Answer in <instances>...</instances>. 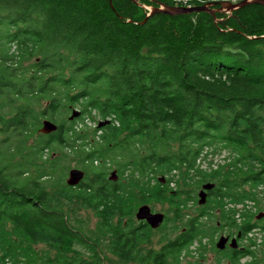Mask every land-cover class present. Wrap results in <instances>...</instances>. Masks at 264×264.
I'll return each instance as SVG.
<instances>
[{"label":"trees","instance_id":"trees-1","mask_svg":"<svg viewBox=\"0 0 264 264\" xmlns=\"http://www.w3.org/2000/svg\"><path fill=\"white\" fill-rule=\"evenodd\" d=\"M211 1L224 0H0V264H106L110 255L182 264L192 244L223 230L238 244L217 249L230 264L250 255L258 264L251 231L264 207L238 221L236 206L264 192V6L142 23L145 5ZM90 108L109 123L79 127ZM43 119L57 129L40 133ZM222 149L234 154L231 170L198 168ZM73 168L85 173L76 186L66 181ZM173 171L214 186L154 248L155 228L135 214L164 201L183 210L187 189L170 188ZM81 209L94 228L76 224Z\"/></svg>","mask_w":264,"mask_h":264},{"label":"rangeland","instance_id":"rangeland-1","mask_svg":"<svg viewBox=\"0 0 264 264\" xmlns=\"http://www.w3.org/2000/svg\"><path fill=\"white\" fill-rule=\"evenodd\" d=\"M186 6V5H185ZM145 8L148 10L152 8V5H145ZM100 113V112H99ZM87 114V113H86ZM91 119H93V115L91 113H88ZM44 120V119H43ZM43 120L41 122V125L39 127H42ZM234 154L230 150L222 149L218 151H210L208 153H204L198 161V168L202 171L210 172L215 169H227L231 170L233 167L230 165L234 162ZM75 162L72 163V166L75 167ZM197 171L193 172L190 179H186L187 183L177 172L173 171L170 173L171 182H170V188L175 190L177 188L180 189H187V193L183 195L182 202L184 203L183 210L179 211V214L176 213L174 207L169 201L164 202H155L150 205L152 210L154 212H161L166 216V227L164 229L156 228L155 232L153 233L152 243L150 246L154 248H159L161 244L164 243V241L168 238H174L177 235V232L183 228L186 221L193 215H196L199 211V207L202 206L200 204V198H199V191L202 188L199 178V175L196 174ZM69 176V174H68ZM67 176V178H68ZM164 177V175H157V177ZM168 175H165L164 179ZM165 184V180H162ZM156 182L155 180L153 181ZM188 183H192L191 185L187 186ZM189 187H191V190H189ZM247 189H249V185L245 186ZM262 189V187H260ZM263 196V197H262ZM264 192L256 193L255 197L252 199H247L242 204H238L236 208H239L238 213L236 214V217L238 221H241L243 219V215L246 217H251L252 221H255L258 218V211L259 208L264 207ZM235 204L232 202H229L227 204V207L230 208L234 206ZM212 210V209H211ZM213 211V210H212ZM76 224L79 226H82L84 229H92L95 227L97 218L94 215V213L88 209H81L79 212L76 213ZM255 217V218H254ZM204 221H208L210 223V220L206 217H204ZM262 226H264L263 223L261 225H258L256 230H252L251 232H254L253 236L257 240V246H255V251L257 254V260H259L258 264H264V230L262 229ZM228 231V230H227ZM250 232V234H251ZM208 234V231H207ZM227 235V232L218 231L213 233H210L209 236H204L199 240L198 242L194 243L190 247L191 253L188 255H184L182 257V264H230L228 258L217 251L219 249L217 247V242L220 239V236ZM202 247V248H201ZM39 250H45L47 248L44 244H39L38 246ZM76 248L81 249L83 252L87 254V250L77 246ZM252 259V256H246L244 257L241 262L242 263H250ZM261 261V262H260ZM106 264H126L123 262H119L117 258L110 255V260L105 261ZM128 264V263H127ZM257 264V263H255Z\"/></svg>","mask_w":264,"mask_h":264},{"label":"water","instance_id":"water-1","mask_svg":"<svg viewBox=\"0 0 264 264\" xmlns=\"http://www.w3.org/2000/svg\"><path fill=\"white\" fill-rule=\"evenodd\" d=\"M137 1V0H132ZM261 4L264 6V0H240V1H211L208 3H204L202 5H195V6H170L166 4H159V6H153L149 9L146 19L142 22L144 23L149 16H152L156 13H163L168 15H177V14H188L192 12H207L213 15L216 19V13L218 12H228L232 13L236 9H240L248 4ZM217 20V19H216ZM80 114V111L74 110L71 118H74ZM106 123H109L108 120L102 121L99 123V127L104 126ZM57 129V125L52 122L50 119H44L43 125L40 128L39 132L44 134H49ZM85 176L83 170L78 168H73L69 172V176L67 178V184L70 186H76L80 183ZM111 178L116 180L117 174L116 171H112ZM164 180L163 177H161ZM214 186L212 183H206L202 186L199 191V198L200 204L205 203L207 198V191ZM135 217L137 220H144L146 221L152 228H158L164 221V214L161 212H154L150 205L143 204L138 207ZM258 218H261V215H258ZM231 247H237V240L236 238H232L230 240L229 236L222 235L220 236L219 241L217 242V247L219 249H224L226 245Z\"/></svg>","mask_w":264,"mask_h":264},{"label":"built area","instance_id":"built-area-1","mask_svg":"<svg viewBox=\"0 0 264 264\" xmlns=\"http://www.w3.org/2000/svg\"><path fill=\"white\" fill-rule=\"evenodd\" d=\"M89 113H91L92 115H93V119H91L90 118V116L88 115V114H86L85 115V117H84V121L82 122H80L79 124H78V126L79 127H81V126H83V124H86V125H88V126H90L91 128H96V127H99V123L100 122H102V121H104V120H108V121H110L111 120V117H103L100 113H99V111H97V109H95V108H90V112ZM118 123V122H117ZM98 135L99 134H101V130H99L98 131V133H97ZM235 206V205H234ZM234 206H232V207H234ZM238 206V205H237ZM254 230H256V229H254ZM253 230V231H254ZM196 242H198V241H196ZM195 242V243H196Z\"/></svg>","mask_w":264,"mask_h":264},{"label":"flooded vegetation","instance_id":"flooded-vegetation-1","mask_svg":"<svg viewBox=\"0 0 264 264\" xmlns=\"http://www.w3.org/2000/svg\"><path fill=\"white\" fill-rule=\"evenodd\" d=\"M228 245V244H227Z\"/></svg>","mask_w":264,"mask_h":264}]
</instances>
